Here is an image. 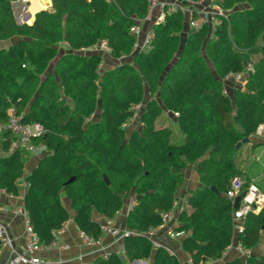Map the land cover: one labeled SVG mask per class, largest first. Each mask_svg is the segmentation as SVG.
Instances as JSON below:
<instances>
[{
    "label": "trees",
    "instance_id": "16d2710c",
    "mask_svg": "<svg viewBox=\"0 0 264 264\" xmlns=\"http://www.w3.org/2000/svg\"><path fill=\"white\" fill-rule=\"evenodd\" d=\"M12 1L0 0V41L19 38L0 50V122L15 105L24 123L47 130L33 140L47 154L26 176L24 197L40 241H54L71 217L61 193L72 201L74 221L98 238L93 211L115 217L133 192L137 201L126 223L140 234L125 239L126 258L113 254L97 263L126 264L154 252V264H181L166 248L155 249L145 233L162 223L184 170L196 163L201 185L179 214L182 249L192 264L221 259L234 238V207L225 193L243 176L244 143L237 144L264 123V0H213L227 13L213 29L204 23L189 30L182 11L167 13L145 51L135 50L131 28L147 16L148 0H52V11H39L31 25L16 23ZM102 41L121 61L109 70L101 68L100 54L79 53ZM61 43L67 50L60 54ZM229 73H246V82L224 94L222 78ZM138 105H144L142 127L126 129ZM166 112L178 113L177 131L161 125ZM3 134L9 151L13 135ZM24 154L0 156V189L9 194L18 193ZM261 236L264 207L246 215L238 240L251 251ZM223 264H264V254Z\"/></svg>",
    "mask_w": 264,
    "mask_h": 264
},
{
    "label": "built area",
    "instance_id": "2783aa9c",
    "mask_svg": "<svg viewBox=\"0 0 264 264\" xmlns=\"http://www.w3.org/2000/svg\"><path fill=\"white\" fill-rule=\"evenodd\" d=\"M32 0H13L11 2L13 14L18 25H31L33 21L31 20L32 13L31 9ZM159 14L156 17V23L163 22L165 15L167 13L182 11L187 17V28L198 29L204 23H207L211 29H213L216 24L220 22L221 16H227L226 11L218 4L209 2L206 3L205 0L193 1V0H178L176 3L166 4L160 0H148V11L147 16L143 21H149L154 18L156 11ZM131 33L138 40L141 29L138 25L131 28ZM152 32L148 34L144 43L141 47L137 48V51H145L149 49L151 44ZM99 53L102 55L111 54V48L108 46L106 41H102L98 44ZM248 70H252L249 67ZM246 73H229L222 78L224 85L223 93L229 94L230 88L233 86L244 85L246 82ZM243 83V84H242ZM140 105L135 106L138 108ZM134 107L135 114L133 118L126 123L125 128L132 125L135 117L137 115V110ZM175 117L178 113H174ZM90 118L88 121H91ZM4 130L10 131L13 135V139L10 144V149L22 150L24 153H34L37 146L33 143L35 138L44 135L47 130L41 123H24L22 121V114H19L16 110L15 105H11L6 111V122H0V133ZM245 180L241 177H235L231 180L229 189L226 191L225 196L232 201L237 197H240V204L238 209H234L233 213V225L234 231L237 234H241L244 231V218L249 212L257 213L259 210V202L261 200V194L255 183H250L245 189ZM28 186V183H25ZM3 192L5 190L2 189ZM180 206L177 200H174L171 210L162 213V223L147 233L145 236L150 239L154 248L160 247V243L157 241V231L167 230L171 237H180L185 233L179 231L173 225L178 223ZM98 220V225L101 230V235L95 238L89 235L85 230L81 229L79 225L74 221L75 229L81 244L91 249L94 254L98 256L99 259H109L113 254L123 255L126 254V248L124 245L125 239L140 234L136 230L130 228H121L117 221V216ZM25 246L23 251L16 252L13 248V239L10 235L9 228L5 223H0V242L3 247H8L12 249L11 256L7 261V264H56V262L49 261L47 258L41 255L44 249H53L55 246H61L59 243V235L63 232L66 227V223L62 227L54 232L55 240L49 244H43L38 235L33 230L32 225L29 222L28 216L25 213ZM111 237V242L105 243L104 238ZM118 246V252H113L111 248ZM63 248H68L69 245H62ZM233 248L231 243L224 251L223 255L228 253ZM240 249L241 245L239 246ZM140 262V261H139ZM98 264V263H95ZM189 264H192V260H189Z\"/></svg>",
    "mask_w": 264,
    "mask_h": 264
},
{
    "label": "crops",
    "instance_id": "0c3cea01",
    "mask_svg": "<svg viewBox=\"0 0 264 264\" xmlns=\"http://www.w3.org/2000/svg\"><path fill=\"white\" fill-rule=\"evenodd\" d=\"M166 4L176 3L178 0H160ZM32 5V4H31ZM52 0L47 3L46 8L43 10L52 11ZM159 14L157 10L153 19L149 21H139L137 25L141 29V34L137 40V48L141 47L144 43V40L148 36L149 33L152 32L154 25L156 24V17ZM35 19V17H34ZM34 22V20H33ZM187 26V23H186ZM188 29V28H187ZM19 38H12L7 41H0V50L3 48H8L12 44L16 43ZM60 54L63 51H66L67 45L65 43L60 44ZM98 44L80 51L81 54L86 55H94L100 54L98 49ZM136 50V48H135ZM101 55V54H100ZM103 62L101 64V68L104 70H109L114 68L120 60H115L111 58L109 55H102ZM131 57L128 58V61H131ZM123 60V59H122ZM148 95V92H146ZM144 109V107H143ZM101 116V110L98 108L95 114L96 120H98ZM169 118L172 122V126H168L172 128L174 131H177V122L174 113L166 112L163 118ZM94 119V117H93ZM92 119V120H93ZM141 123V122H140ZM142 124V123H141ZM176 134V132H175ZM178 134V133H177ZM177 138H181L177 136ZM4 134L0 133V156L9 155L12 150L5 151L3 149ZM256 145L257 147H254ZM40 146V145H39ZM37 146V147H39ZM43 147V146H41ZM44 148V147H43ZM45 153L40 156L24 154V159L28 158L25 161L24 166V176L20 179L18 184V193L17 195L9 194L7 192H3L0 189V223H5L8 228L10 235L13 239V248L16 252H22L25 246V208H24V197L27 193L26 176H28L39 164L40 160L44 158L47 154L46 149L44 148ZM239 164L243 170L242 178L250 183H255L259 189V193L261 194V200L259 202V210L264 207V123L258 128V130L249 137V141L243 144L242 151L239 156ZM201 185L199 174L197 172V164H189L187 168L184 170V182L183 185L177 190L175 200L179 202L180 209H186L188 207L187 201L189 197V192L197 189ZM61 202L64 207L69 211L71 217L65 222L66 227L63 232L59 235V243L62 245H69L68 248H63L61 246H55L53 249H44L41 252V255L47 258L49 261L56 262V264H95L99 259L96 254L92 252L91 249L84 247L77 235L74 223V216L76 214L75 210L72 206V201L64 194L60 195ZM137 195L133 192L124 196V204L122 209L119 211V215L117 216L118 224L121 228H128L126 219L130 209L136 204ZM27 214V213H26ZM105 216L98 214L96 211H93L92 218L97 222L100 219H103ZM180 221L175 223L173 226L180 227ZM186 234L180 237H171L168 234L167 230H159L157 231V241L160 245L166 248L171 254H174L180 261L181 264H189V260L191 257L182 249V242ZM111 237H105L104 242H111ZM233 248L223 255V257L216 261L208 262L207 264H223L226 261L232 260L234 258H241L245 260L247 256H261L264 254V236H261V239L257 246L251 251H246L242 247L239 248L240 242L238 240V234L234 231V238L232 241ZM156 249V248H155ZM113 252H118V246L111 248ZM12 253V249L8 247H1L0 250V264H7ZM121 258H126V256L119 255ZM154 252L147 259H139L133 262L126 261V264H154ZM140 261V262H139Z\"/></svg>",
    "mask_w": 264,
    "mask_h": 264
},
{
    "label": "rangeland",
    "instance_id": "374dc122",
    "mask_svg": "<svg viewBox=\"0 0 264 264\" xmlns=\"http://www.w3.org/2000/svg\"><path fill=\"white\" fill-rule=\"evenodd\" d=\"M206 1V3L208 4L209 2H211V1H213V0H205ZM45 8H46V6H45ZM45 8H43V9H45ZM43 9H40V10H43ZM34 20V19H33ZM183 42H184V38H183ZM183 42H182V44H183ZM129 58V57H128ZM128 58H126L125 60H127L128 61ZM53 68V64H52V66H51V69ZM243 84V83H242ZM245 85V84H244ZM244 85H240V87H244ZM146 99H148V95L146 94V98H145V100ZM143 107H144V105H140L138 108H136V110H137V115H136V117H135V120L133 121V123H132V125H130L129 127H127L126 129H141V127H142V124L140 123V115H141V111L143 110ZM172 124V122H171V120L169 119V118H163L162 120H161V125H168V126H172L171 125ZM45 153V151H44V148L43 147H41V146H39V147H37V149H36V151L34 152V153H25L26 155L27 154H33V155H36V156H40L41 154H44ZM27 157H29L28 155H27ZM26 157V160H24V161H27V158Z\"/></svg>",
    "mask_w": 264,
    "mask_h": 264
},
{
    "label": "bare ground",
    "instance_id": "6f19581e",
    "mask_svg": "<svg viewBox=\"0 0 264 264\" xmlns=\"http://www.w3.org/2000/svg\"><path fill=\"white\" fill-rule=\"evenodd\" d=\"M49 1L50 0H32V5L30 9L32 16L30 21H33L35 13L40 9L45 8V6L47 5V3H49Z\"/></svg>",
    "mask_w": 264,
    "mask_h": 264
},
{
    "label": "water",
    "instance_id": "95a60500",
    "mask_svg": "<svg viewBox=\"0 0 264 264\" xmlns=\"http://www.w3.org/2000/svg\"><path fill=\"white\" fill-rule=\"evenodd\" d=\"M39 11H41V10H39ZM39 11H37V12L35 13V16H34L35 18H36V14H37ZM34 20H35V19H34ZM0 103H1V102H0ZM248 141H249V138H245L243 141H241V142H239V143L237 144V147L240 146L242 143H246V142H248ZM105 180H106L107 183H109L107 177H105ZM211 189H212L213 191L217 192V189H216L214 186H212ZM239 204H240V197H237V198L235 199V201H234V204H233L234 209H238V208H239Z\"/></svg>",
    "mask_w": 264,
    "mask_h": 264
}]
</instances>
